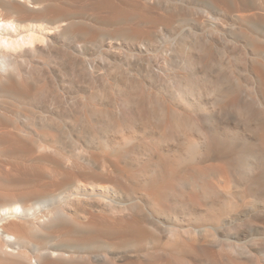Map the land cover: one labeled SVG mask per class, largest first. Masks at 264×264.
<instances>
[{
	"label": "bare ground",
	"instance_id": "bare-ground-1",
	"mask_svg": "<svg viewBox=\"0 0 264 264\" xmlns=\"http://www.w3.org/2000/svg\"><path fill=\"white\" fill-rule=\"evenodd\" d=\"M199 1L225 15L239 3ZM103 19L112 26L120 20L127 27L111 32L99 27L105 26L100 24ZM178 19L163 0H0V264H185L193 263L198 253L207 255L211 264H233L222 249L197 251V235L211 237L212 247H219L212 230L224 222L222 216L248 204V215H264V127L249 131L252 122L264 121V60L250 58L253 87L245 94L259 105L253 120L244 106L219 107L210 90L215 81L199 84L194 78L200 71L193 66V73L186 74L188 83L172 91L177 100L171 109L179 116L172 126L162 121L163 109L154 112L161 118L157 121L139 112L140 122H135L158 137L166 156L150 143L136 141L134 123H123L107 112L99 116L108 119L111 129L93 135L104 142L101 152L78 144L65 152L57 146L61 135L64 146L69 145L70 129L55 118L63 109L56 91L69 100L71 85L92 92L106 78L107 64L87 55L94 40L108 33L110 40L103 47L107 55L140 58L154 49L159 26L172 27ZM258 20L264 26V17ZM62 34L84 38L76 39L72 59L48 57ZM213 36L210 31V45ZM66 68L75 76L71 85ZM135 83L142 82L138 78ZM110 105V114L123 111ZM33 118L46 127L31 130L28 121ZM221 140L246 153L235 158L237 151L221 152L215 146ZM179 207L186 210L177 211ZM105 213L127 219L131 229L123 230L117 221L105 226ZM179 213L182 216L173 222L163 218ZM115 234L123 236L119 245L156 238L161 246L86 248L88 243L100 247L112 242ZM229 247L252 253L249 246Z\"/></svg>",
	"mask_w": 264,
	"mask_h": 264
},
{
	"label": "rangeland",
	"instance_id": "rangeland-1",
	"mask_svg": "<svg viewBox=\"0 0 264 264\" xmlns=\"http://www.w3.org/2000/svg\"><path fill=\"white\" fill-rule=\"evenodd\" d=\"M163 1L169 11H174L179 15V19L172 27L159 26L154 49L148 54L141 56L138 54L140 58L111 57L103 51V47L110 40L109 34L105 33L96 41L94 40L93 44L95 45L87 51V55L92 59L102 60L107 64V67H105L107 71L106 78L103 82L96 83L97 86L92 92L89 90L77 91L71 85L75 78L71 69L66 68L63 70L66 73L65 79L71 85V88L68 96L69 100H65L64 92L60 89L56 91L58 105L62 106L63 109L56 112L55 118L59 125L69 128L70 133L68 135L69 145H66V147L62 142L65 136L61 135L63 139L60 136L58 137L57 146L59 149L69 152L77 146H82L83 149L92 153L101 152V147L105 145L103 140L97 137L101 136L108 128L111 129L108 125V119H102L99 116L102 112L109 113V115L118 118L123 123L135 124V122H140L139 112L157 121L161 118L153 114L155 111L162 112L161 109H163L165 116L162 121L169 122L172 126L175 119L179 117L171 109L172 104L177 100L172 91L184 83H188L186 82V74L193 73L195 69L193 66H197L196 70L200 71L195 74L196 78H194L199 84L208 86L210 80L215 81L210 90L214 93L213 95L216 97V103L219 107L229 110L233 107L244 106L246 112H248V117L251 120L255 118L256 109L259 108V105L251 98L246 97L245 93L253 87L250 58L256 55L254 58L264 60V52L260 51L261 48H264V26L258 20L264 17V0H238V6L234 7L228 15L208 7L199 0ZM240 15L244 16L240 17ZM87 17L98 20L96 16ZM128 21L132 20L129 19ZM122 22L120 20L119 22L116 21V26H112L111 23L103 19L100 20V24L105 26L99 27L112 32L127 27L125 26L127 23ZM210 31L214 33L213 45H210L207 41ZM252 37H256L257 40L254 41ZM76 39L82 40L84 38L62 34L59 37L58 48L48 57L57 60L72 59L76 54L73 48ZM85 39L89 40L91 37L86 36ZM122 50L129 54L134 53L132 49L127 47ZM157 71L161 74H158ZM130 73H133V79ZM138 78L142 83H135V79ZM61 80L62 78H59V81ZM222 81H227L228 86H221ZM41 98L45 100L46 94H42ZM22 101L25 102L26 100ZM111 103L118 105L123 111L110 114ZM136 105L138 106V112ZM195 120L202 121L204 118L197 117ZM69 123L75 124V128L69 127ZM28 124L31 130H42L46 127L34 118L30 119ZM263 127L264 121L252 122L249 131H251L250 133L260 132ZM141 129V126L137 127L135 124L134 130L138 134L136 141L150 143L155 152L158 151V153L166 156L167 153L158 137ZM74 146L75 148H73ZM215 146L224 153H230L231 150L237 151L233 156L235 158L238 154L239 157H242L246 153L245 148L231 142L221 140ZM74 152L77 154V151ZM260 174L264 180V171ZM246 200L251 201L253 199L248 197ZM176 205L178 206V204ZM250 206L248 204L222 216L224 222L218 229L212 230L217 240L221 242V246L212 247L211 241L214 239L197 235L201 244L197 251L219 248L232 256L233 264H264V215H248ZM182 210L186 209L182 207L177 209V211ZM180 214L182 213L177 216L166 214L163 218L173 222L175 218L182 216ZM114 221L123 226V230L131 229L130 225H126L127 219H121L119 215L115 218L112 214H104L102 222L105 226H110V223L112 224ZM150 231L152 232V230ZM154 234L156 233L154 232ZM122 239L123 236L115 234L111 238L112 242L103 243L100 247L97 244L88 243L86 248L90 251L99 249L123 251L161 246L160 240L156 238L153 241L142 243L126 242L120 243V245L116 243ZM236 245L249 246L248 248L251 249L252 253H246V249L243 247H239L243 248L242 253L229 247ZM195 256L193 263L185 264H211L207 255L198 253Z\"/></svg>",
	"mask_w": 264,
	"mask_h": 264
}]
</instances>
